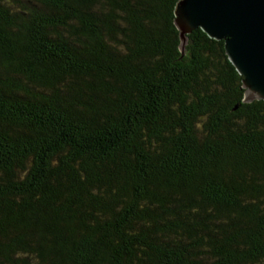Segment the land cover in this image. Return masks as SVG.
Segmentation results:
<instances>
[{
  "label": "trees",
  "instance_id": "16d2710c",
  "mask_svg": "<svg viewBox=\"0 0 264 264\" xmlns=\"http://www.w3.org/2000/svg\"><path fill=\"white\" fill-rule=\"evenodd\" d=\"M178 0H0V264H264V100Z\"/></svg>",
  "mask_w": 264,
  "mask_h": 264
},
{
  "label": "water",
  "instance_id": "95a60500",
  "mask_svg": "<svg viewBox=\"0 0 264 264\" xmlns=\"http://www.w3.org/2000/svg\"><path fill=\"white\" fill-rule=\"evenodd\" d=\"M174 14L183 53L188 35L198 28L224 40L243 77L245 100H264V0H178Z\"/></svg>",
  "mask_w": 264,
  "mask_h": 264
}]
</instances>
